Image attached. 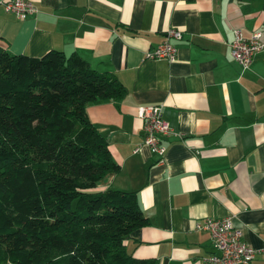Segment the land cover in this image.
Segmentation results:
<instances>
[{"label":"crops","instance_id":"1","mask_svg":"<svg viewBox=\"0 0 264 264\" xmlns=\"http://www.w3.org/2000/svg\"><path fill=\"white\" fill-rule=\"evenodd\" d=\"M3 1L1 47L76 53L125 86L123 99L86 112L119 166L97 188L136 191L147 220L128 250L158 264H199L216 250L195 223L230 217L261 250L249 264H264V50L246 69L230 53L235 30L264 37V0H30L37 12L23 19ZM165 40L177 47L174 60L145 56ZM150 104L171 128L160 161L142 144L137 108Z\"/></svg>","mask_w":264,"mask_h":264},{"label":"trees","instance_id":"2","mask_svg":"<svg viewBox=\"0 0 264 264\" xmlns=\"http://www.w3.org/2000/svg\"><path fill=\"white\" fill-rule=\"evenodd\" d=\"M126 93L76 53L0 46V264H158L125 244L137 192L97 188L119 166L86 108Z\"/></svg>","mask_w":264,"mask_h":264},{"label":"built area","instance_id":"3","mask_svg":"<svg viewBox=\"0 0 264 264\" xmlns=\"http://www.w3.org/2000/svg\"><path fill=\"white\" fill-rule=\"evenodd\" d=\"M6 11L13 12L18 18L23 19L37 12V8L30 0H4ZM168 36L181 38L179 30H170ZM264 50V37L261 32L255 31L249 37H244L239 30H235L234 39L230 42L231 56L238 64L246 69L252 62L253 56ZM177 54V47L168 40L163 41L145 56L151 59H165L172 61ZM137 114L143 121V142L150 152L162 160L166 147L161 142V137L171 133L169 123L163 118L161 105H141ZM137 151V148L134 150ZM197 230L210 234L216 252L209 253L201 258L199 264H249L255 259L260 249L254 248L244 241L242 231L233 226L231 218L221 219L205 218L195 223Z\"/></svg>","mask_w":264,"mask_h":264}]
</instances>
